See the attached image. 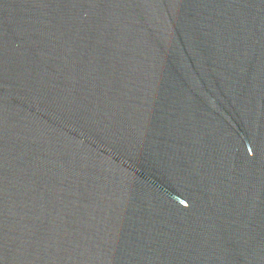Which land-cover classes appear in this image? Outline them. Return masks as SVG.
I'll return each instance as SVG.
<instances>
[{
	"label": "water",
	"instance_id": "1",
	"mask_svg": "<svg viewBox=\"0 0 264 264\" xmlns=\"http://www.w3.org/2000/svg\"><path fill=\"white\" fill-rule=\"evenodd\" d=\"M0 264H264V0H0Z\"/></svg>",
	"mask_w": 264,
	"mask_h": 264
}]
</instances>
